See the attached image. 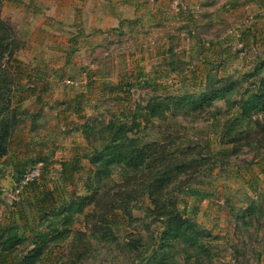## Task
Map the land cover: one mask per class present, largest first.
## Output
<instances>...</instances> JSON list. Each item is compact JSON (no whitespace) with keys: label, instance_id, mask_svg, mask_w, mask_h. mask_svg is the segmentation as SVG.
Masks as SVG:
<instances>
[{"label":"rangeland","instance_id":"rangeland-1","mask_svg":"<svg viewBox=\"0 0 264 264\" xmlns=\"http://www.w3.org/2000/svg\"><path fill=\"white\" fill-rule=\"evenodd\" d=\"M0 18V264H264V0Z\"/></svg>","mask_w":264,"mask_h":264},{"label":"trees","instance_id":"trees-1","mask_svg":"<svg viewBox=\"0 0 264 264\" xmlns=\"http://www.w3.org/2000/svg\"><path fill=\"white\" fill-rule=\"evenodd\" d=\"M0 28H6V24L4 23V21L1 18H0ZM219 92H216V93H219ZM208 96H209V93L208 92L205 93L203 95L202 102L205 101L206 98H208ZM252 102L256 103V105L259 103L264 104V79L263 78L260 80V82L257 86V91H255V94L253 95V99H251V103ZM242 107H244V106H240L239 108H242ZM5 135L6 134H4L3 129L0 127V156L4 155L6 152V136ZM121 139H125V138H123V136H120L119 134L112 136L110 141H111V144L113 145V148L115 150L119 151L120 148L122 147ZM96 162H97V160H96ZM107 163H109V161H107ZM115 163L121 164V160H116ZM161 185L162 184L160 182H151V183L150 182L149 183L144 182L142 184L143 188L148 189L147 193L150 196L155 195V193H156V195H158L160 193V189L162 187ZM188 189L192 190V187L191 188L189 187Z\"/></svg>","mask_w":264,"mask_h":264},{"label":"built area","instance_id":"built-area-1","mask_svg":"<svg viewBox=\"0 0 264 264\" xmlns=\"http://www.w3.org/2000/svg\"><path fill=\"white\" fill-rule=\"evenodd\" d=\"M39 175V169L37 167L27 171L20 179L22 185H26L29 181L34 180Z\"/></svg>","mask_w":264,"mask_h":264}]
</instances>
